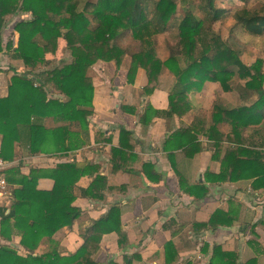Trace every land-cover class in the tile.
Listing matches in <instances>:
<instances>
[{
    "label": "trees",
    "instance_id": "1",
    "mask_svg": "<svg viewBox=\"0 0 264 264\" xmlns=\"http://www.w3.org/2000/svg\"><path fill=\"white\" fill-rule=\"evenodd\" d=\"M217 1L0 0V54L8 57V72L12 73L7 95L0 98V158L13 161L15 144L28 155H61L84 147L80 136L86 137L93 113L94 85L88 72L100 63H113L117 71L127 59L130 65L124 80L133 84L137 72L144 71L145 96L157 89L162 75L174 78L168 110L158 112L147 107L140 118L142 123L150 115L171 117L189 110V93L200 90L205 82L218 83L224 93H239L246 105L232 108L217 98L207 133L196 130L200 122L195 121L182 132L193 131L188 145L182 143L180 147L193 144L198 132L213 141L217 149L227 143L215 181L253 179L252 189L264 192V48L260 49L263 58L248 65L232 38L223 40L215 30V25L228 17L234 22L230 34L244 32L264 44V0H257V8L252 7V0H229L232 5L228 9ZM19 13L30 15V19L13 23L11 34H18L17 46L13 48L11 40L3 46L6 17ZM173 31L176 42L166 47L167 55L161 59L157 38ZM59 40L64 41L71 61L54 66L46 57L56 54ZM234 77L237 84L233 87ZM221 126L226 128L225 134H221ZM112 153L122 156L119 151ZM95 172L91 164L75 162L53 169H31L28 175H22L19 168L10 170L5 180L7 185L16 186L11 193L14 204L7 214L0 210V235L8 238L5 231L18 230L20 244L34 251L42 238H52L71 227L80 216V211L72 207L76 198L73 190L80 178ZM40 179L52 180V190H37ZM102 182L94 175L82 195L90 196ZM200 191L202 196L207 194L206 188L200 187ZM222 215L215 212L208 225L223 224ZM114 222L110 210L91 224L83 245L73 255L61 257L53 251L37 258L36 264H97L92 257L103 235L115 232L119 247L124 243L125 236ZM0 264H15L12 254L1 249ZM105 264L117 263L110 260ZM123 264L131 262L124 257ZM210 264H215L214 258Z\"/></svg>",
    "mask_w": 264,
    "mask_h": 264
},
{
    "label": "crops",
    "instance_id": "2",
    "mask_svg": "<svg viewBox=\"0 0 264 264\" xmlns=\"http://www.w3.org/2000/svg\"><path fill=\"white\" fill-rule=\"evenodd\" d=\"M12 41L15 48L14 37ZM46 58L51 60L49 55ZM124 61L129 66V61ZM9 63L6 54H0V98L7 95L12 75L8 72ZM96 66L89 71L94 85L93 113L86 137L80 136L86 145L61 155H28L15 144L16 157L9 162L4 176L15 168L28 175L31 169H53L58 164L75 162L91 164L97 171L94 175L103 182L90 196L82 195V191L94 175L77 182L72 207L80 211V216L71 227L61 229L52 238H42L34 251L20 244L18 230L5 231L8 238L0 235V250L11 253L15 264H36L37 258L53 251L69 257L83 245L91 224L111 210L114 226L119 225L125 236L124 243L119 247L115 232L103 235L92 257L97 264L110 260L123 264L124 257L131 264H210L213 258L215 264H264L263 190L252 189L253 179L215 181L227 143H221L217 149L213 141L198 132L193 144L180 147L182 143L188 145L193 131L182 132L195 121L200 122L196 130L207 133L217 98L232 108L246 105L239 99V93H224L218 83L205 82L200 90L189 93V110L171 117L150 115L142 123L140 118L147 107L158 112L168 110L173 76L170 75L167 86L163 85L162 76L157 89L145 96L144 71L137 72L133 84H128L124 79L129 67L121 66L117 71L114 68L111 75V66L105 69L101 66L102 74L95 71L100 69ZM219 130L225 134L226 128L221 126ZM112 150L119 151L121 158L114 157ZM200 187L206 188L205 196ZM15 188L8 184L0 195V210L5 214L14 204L11 193ZM52 188L50 179L37 182L39 191L48 192ZM215 212L223 214L220 222L224 225H208ZM215 249H219L217 254Z\"/></svg>",
    "mask_w": 264,
    "mask_h": 264
},
{
    "label": "rangeland",
    "instance_id": "3",
    "mask_svg": "<svg viewBox=\"0 0 264 264\" xmlns=\"http://www.w3.org/2000/svg\"><path fill=\"white\" fill-rule=\"evenodd\" d=\"M217 2L220 5V7L225 8V9H228L232 5L229 0H218ZM251 5L253 8H257L258 7L257 0L256 1L252 0ZM19 19L29 20L30 15L19 13L17 15H11V16L6 17V20H5L6 23H5L4 31L2 34L3 35V46L6 44L8 40H11V43H12L13 42L12 37H14L15 43L17 46L18 39L16 41L14 33L13 35L11 33H12L13 23H15V21H18ZM233 24L234 22L230 18L227 17L225 19H222L220 22H218L215 25V30L221 35L223 40H227L229 36L232 38L234 43H236V48L242 50L241 58L244 63L251 65L256 59L263 58L262 54L260 53V49L264 48L263 42H259L256 39H251L247 35H245L244 32H240V31H238V33L230 34V29ZM16 35L18 37V34ZM174 35H175V32L173 31L170 34H166L164 36L157 38V55L159 58L164 59L165 56L167 55L166 47L176 42ZM49 57L51 58L50 60L51 64L54 66H60L62 63H68L71 61L70 54L65 49V44L63 40L58 41V48H57L56 54L54 56L49 55ZM124 63L125 61H122L120 64V67L121 66L129 67L128 64H124ZM96 65H99V66H96ZM96 65H94V67L95 66L100 67V69H96L95 71L98 70L100 74L103 73V71H101L102 70L101 66H103L104 69L107 66H111V70H110L111 75L113 74L114 68L116 69L113 63H108V64L100 63ZM41 69L45 70L46 68H41ZM89 71H93L92 67ZM262 71L264 73V65L262 66ZM114 73H115V70H114ZM88 75H89V72H88ZM162 76H163L162 80H164L163 85L167 86L168 85L167 83L171 82V76L170 74H165ZM101 81H104V79H101ZM119 81H124V80H119ZM236 82H237V78L234 77L231 83L236 84ZM255 98L256 97L254 95L252 99L254 100Z\"/></svg>",
    "mask_w": 264,
    "mask_h": 264
},
{
    "label": "built area",
    "instance_id": "4",
    "mask_svg": "<svg viewBox=\"0 0 264 264\" xmlns=\"http://www.w3.org/2000/svg\"><path fill=\"white\" fill-rule=\"evenodd\" d=\"M9 162L3 161L0 158V195L7 190V182L5 180L4 172L9 167ZM1 221V217H0Z\"/></svg>",
    "mask_w": 264,
    "mask_h": 264
}]
</instances>
